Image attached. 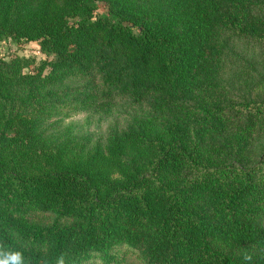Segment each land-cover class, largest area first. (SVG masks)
Segmentation results:
<instances>
[{
	"label": "trees",
	"instance_id": "trees-1",
	"mask_svg": "<svg viewBox=\"0 0 264 264\" xmlns=\"http://www.w3.org/2000/svg\"><path fill=\"white\" fill-rule=\"evenodd\" d=\"M6 39L48 59L0 60V245L264 264V0H0Z\"/></svg>",
	"mask_w": 264,
	"mask_h": 264
},
{
	"label": "rangeland",
	"instance_id": "rangeland-1",
	"mask_svg": "<svg viewBox=\"0 0 264 264\" xmlns=\"http://www.w3.org/2000/svg\"><path fill=\"white\" fill-rule=\"evenodd\" d=\"M109 9L103 3L98 4V10L96 15L99 14H108ZM136 34H139L138 29H134ZM14 58H25L30 61L31 66L25 70L26 73H31L32 71L36 70L43 62H45L48 57L46 54L41 50V46L39 42H23L17 43L12 39L0 40V60L11 61ZM86 115L79 114L76 117H73V120L84 121V117ZM71 120V119H70ZM96 125H92L86 130H95ZM33 219L38 222L42 223L43 225H49L54 222V217L50 214H42L37 213L33 216ZM264 225V221H263ZM121 256L125 257L127 262L130 264H144V262L132 252L127 253H120Z\"/></svg>",
	"mask_w": 264,
	"mask_h": 264
},
{
	"label": "clouds",
	"instance_id": "clouds-1",
	"mask_svg": "<svg viewBox=\"0 0 264 264\" xmlns=\"http://www.w3.org/2000/svg\"><path fill=\"white\" fill-rule=\"evenodd\" d=\"M245 259H251V257L246 255ZM0 264H26V261L23 252L0 245ZM56 264H65L63 255L57 259Z\"/></svg>",
	"mask_w": 264,
	"mask_h": 264
}]
</instances>
